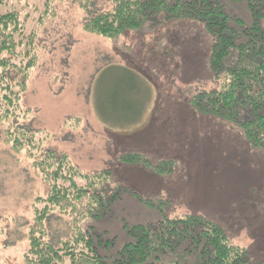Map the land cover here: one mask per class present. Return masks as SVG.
<instances>
[{"label":"rangeland","instance_id":"obj_1","mask_svg":"<svg viewBox=\"0 0 264 264\" xmlns=\"http://www.w3.org/2000/svg\"><path fill=\"white\" fill-rule=\"evenodd\" d=\"M44 1L3 0L0 5V15L17 11L27 16L26 35L38 31L39 59L20 106L28 111L21 125L46 135L41 153L66 154L86 174L109 170L111 178L97 187L99 194L128 187L167 202L160 208L170 219L204 217L219 224L231 244L264 262V153L251 148L236 126L199 115L188 103L201 90L218 86L208 68L212 39L204 26L181 19L155 31L144 28L104 39L82 26L91 15L109 11L112 0H55L54 17L38 29ZM228 12L248 18L241 3L228 6ZM106 66L131 69L145 83L140 82L142 91L150 89L145 80L150 81L158 93L156 105L147 107L139 99L138 107L124 108L116 97L107 100L112 113L101 119L99 73ZM5 129L0 124V264H25L32 203L45 197L48 187L31 159L11 150ZM126 154L152 165L170 162L171 172L160 175L144 164L125 165L120 159ZM84 203L78 213L84 212ZM160 216L124 194L106 216L82 227L115 237L119 247L128 240L124 224L146 225ZM74 219L52 215L46 224L49 240L70 236Z\"/></svg>","mask_w":264,"mask_h":264},{"label":"trees","instance_id":"obj_2","mask_svg":"<svg viewBox=\"0 0 264 264\" xmlns=\"http://www.w3.org/2000/svg\"><path fill=\"white\" fill-rule=\"evenodd\" d=\"M55 0L44 1L38 29L53 18ZM3 0H0V5ZM109 11L85 20L84 32L115 39L144 28L190 20L204 26L212 43L208 68L217 87L201 90L189 99L192 109L236 126L248 145L264 153V0H112ZM243 4L248 18L228 12V6ZM27 16L17 11L0 15V124L6 143L16 154L25 153L47 185V195L32 203L33 225L28 234L25 264H264L249 249L231 244L223 228L198 215L170 219L163 212L167 202L144 198L123 187L106 195L98 186L111 178L109 170L86 174L66 154L45 151L43 132H30L24 125L21 95L38 63L35 40L38 31L26 35ZM70 120H66V123ZM72 122V121H70ZM125 165L144 164L158 174H169L172 164H150L142 156L126 154ZM127 194L143 207L156 210L160 218L146 225H123L128 238L117 247L116 238L83 228L87 220H100ZM85 202V210L78 207ZM71 214V235L56 243L48 238L46 226L54 214ZM171 257V261H168Z\"/></svg>","mask_w":264,"mask_h":264},{"label":"crops","instance_id":"obj_3","mask_svg":"<svg viewBox=\"0 0 264 264\" xmlns=\"http://www.w3.org/2000/svg\"><path fill=\"white\" fill-rule=\"evenodd\" d=\"M99 74V89L103 93L97 106V114L100 118L105 117L106 113H112V110L107 104V100H113V98L116 100V97L121 103L120 107L124 108L138 107L137 102H139V99L145 102L148 105L147 107H151L154 103L156 105L158 94L156 89H153L150 81L148 82L144 79L147 82V86H150V89L147 88L146 91H142L143 88L140 82H144L142 80L139 82L138 75L131 69L119 66L118 69L113 71L110 69V66H106L100 70ZM146 94L148 95L146 96ZM122 97L125 98L123 103L121 101ZM101 122L104 124L102 120Z\"/></svg>","mask_w":264,"mask_h":264}]
</instances>
